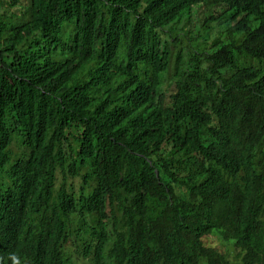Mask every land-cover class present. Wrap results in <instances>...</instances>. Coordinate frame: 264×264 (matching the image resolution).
<instances>
[{"label": "trees", "instance_id": "obj_1", "mask_svg": "<svg viewBox=\"0 0 264 264\" xmlns=\"http://www.w3.org/2000/svg\"><path fill=\"white\" fill-rule=\"evenodd\" d=\"M203 1L0 0V149L26 171L10 199L39 181L31 193L59 213V229L81 238L72 227H86L114 252L112 264H264V0H244L224 31ZM69 11L83 15L85 48L122 51L136 74L172 80L179 107L212 139L189 118L142 124L137 104L128 121L117 119L107 109L114 89L101 93L79 69L76 78L57 75L48 58L66 33L57 15ZM224 135L243 139L247 168L227 154L238 144ZM57 173L64 189L51 202L44 183ZM24 225L0 211L8 242Z\"/></svg>", "mask_w": 264, "mask_h": 264}, {"label": "clouds", "instance_id": "obj_2", "mask_svg": "<svg viewBox=\"0 0 264 264\" xmlns=\"http://www.w3.org/2000/svg\"><path fill=\"white\" fill-rule=\"evenodd\" d=\"M201 7L206 8L204 13L212 18L214 25H220L221 31L231 28L240 20V15L235 14L241 5L246 7L244 0L233 1L234 9H230L227 0H204ZM228 11H233L230 13ZM230 16V17H229ZM254 17V16H253ZM83 15L71 11L57 15V22L65 26L66 33L53 43L48 58L50 67H58L57 75L65 73L76 78L77 69L81 73L87 72L93 82L94 88L101 90L112 88L114 96L107 101L108 110L114 111L116 118L128 121L133 104L139 105L137 112L141 123L149 120L154 125L164 129L165 124L180 120L185 124L186 119H191L193 129L197 133H203L208 139H212L206 128L190 117V113L183 112L179 107L176 97V84L172 80L163 79L157 84L149 78L138 75L133 70L134 64L126 60L122 51L114 52L103 47L87 49L82 43L81 30L83 28ZM221 18V19H220ZM255 18V17H254ZM84 19V18H83ZM232 19V20H229ZM231 24V25H230ZM251 25L255 26V20ZM264 52V33L257 40ZM85 48L87 58H81L80 52ZM103 88L100 86L103 85ZM142 111V112H141ZM203 112L208 110L202 109ZM140 122V121H139ZM153 130V125L150 126ZM228 139H237V147L231 146L227 154L235 157V164L241 168V161L247 157L242 146L240 137L233 138L231 135H224ZM218 137L216 140L223 138ZM244 142V141H243ZM6 156L12 160L7 161ZM81 166L84 162L78 156ZM20 162L15 155L5 154L0 149V211L8 210L19 214V220L25 223L23 231L14 241L8 242L7 229L0 228V264H90L91 259H97L99 263L112 264L116 261L114 252L108 246L100 248L89 234H86V227H72V231L82 232V236L73 235L65 229H59V213L55 209L46 210L42 205L43 197H34L31 188H38L39 181L28 180L21 195L16 199V204L10 199V195L23 186L26 171L20 168ZM64 189V178L60 173L55 175L53 183H44V193L53 202L54 195L58 189ZM76 211L75 208L65 205L61 209ZM59 209V210H61ZM30 212L33 221L27 219L25 213ZM7 219L10 218L7 216ZM86 245V251L77 252V245ZM230 257L236 260L238 254L234 247H230Z\"/></svg>", "mask_w": 264, "mask_h": 264}]
</instances>
